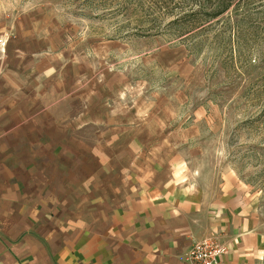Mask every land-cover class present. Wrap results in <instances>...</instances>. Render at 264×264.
Instances as JSON below:
<instances>
[{
  "label": "rangeland",
  "instance_id": "rangeland-1",
  "mask_svg": "<svg viewBox=\"0 0 264 264\" xmlns=\"http://www.w3.org/2000/svg\"><path fill=\"white\" fill-rule=\"evenodd\" d=\"M0 95L68 144L51 166L235 177L264 246V0H0Z\"/></svg>",
  "mask_w": 264,
  "mask_h": 264
},
{
  "label": "crops",
  "instance_id": "crops-1",
  "mask_svg": "<svg viewBox=\"0 0 264 264\" xmlns=\"http://www.w3.org/2000/svg\"><path fill=\"white\" fill-rule=\"evenodd\" d=\"M20 114L0 95V264H192L184 257L212 235L229 247L218 264L261 263L259 221L235 177L215 189L176 174L123 188L113 169L110 182L100 177V153L91 171L41 162L68 144L36 114L26 123Z\"/></svg>",
  "mask_w": 264,
  "mask_h": 264
},
{
  "label": "built area",
  "instance_id": "built-area-1",
  "mask_svg": "<svg viewBox=\"0 0 264 264\" xmlns=\"http://www.w3.org/2000/svg\"><path fill=\"white\" fill-rule=\"evenodd\" d=\"M228 251L229 247L212 235L195 242L184 259L192 264H218L221 256Z\"/></svg>",
  "mask_w": 264,
  "mask_h": 264
},
{
  "label": "trees",
  "instance_id": "trees-1",
  "mask_svg": "<svg viewBox=\"0 0 264 264\" xmlns=\"http://www.w3.org/2000/svg\"><path fill=\"white\" fill-rule=\"evenodd\" d=\"M227 9H228V7L225 10H227Z\"/></svg>",
  "mask_w": 264,
  "mask_h": 264
}]
</instances>
